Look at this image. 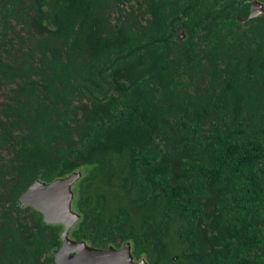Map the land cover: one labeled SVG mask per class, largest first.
<instances>
[{
    "label": "trees",
    "instance_id": "obj_1",
    "mask_svg": "<svg viewBox=\"0 0 264 264\" xmlns=\"http://www.w3.org/2000/svg\"><path fill=\"white\" fill-rule=\"evenodd\" d=\"M251 1L0 0V264H55L64 226L19 200L74 172L72 240L130 243L148 264H264Z\"/></svg>",
    "mask_w": 264,
    "mask_h": 264
},
{
    "label": "water",
    "instance_id": "obj_2",
    "mask_svg": "<svg viewBox=\"0 0 264 264\" xmlns=\"http://www.w3.org/2000/svg\"><path fill=\"white\" fill-rule=\"evenodd\" d=\"M182 37L185 38L184 32ZM82 177V172H74L50 183L36 181L25 190L19 200L20 206H31L43 214L48 224H61L62 246L55 250V264H148L146 260L135 261L131 244L121 248L111 246L99 249L69 237L70 231L79 221L80 215L72 208L75 197L73 186Z\"/></svg>",
    "mask_w": 264,
    "mask_h": 264
},
{
    "label": "flooded vegetation",
    "instance_id": "obj_3",
    "mask_svg": "<svg viewBox=\"0 0 264 264\" xmlns=\"http://www.w3.org/2000/svg\"><path fill=\"white\" fill-rule=\"evenodd\" d=\"M248 7L250 8L251 12L253 13L252 17L259 16L264 13V3H261L258 0H252L249 4ZM249 16L248 19L252 18Z\"/></svg>",
    "mask_w": 264,
    "mask_h": 264
},
{
    "label": "rangeland",
    "instance_id": "obj_4",
    "mask_svg": "<svg viewBox=\"0 0 264 264\" xmlns=\"http://www.w3.org/2000/svg\"><path fill=\"white\" fill-rule=\"evenodd\" d=\"M76 183H77V182H76ZM76 183H75V184H76ZM75 184H74V186H75ZM77 187H78V185L76 186V188H77Z\"/></svg>",
    "mask_w": 264,
    "mask_h": 264
}]
</instances>
